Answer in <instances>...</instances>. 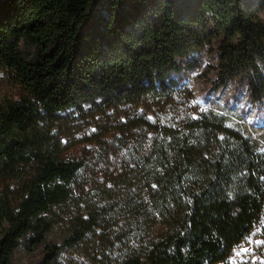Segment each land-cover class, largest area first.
Wrapping results in <instances>:
<instances>
[{"label": "trees", "instance_id": "obj_1", "mask_svg": "<svg viewBox=\"0 0 264 264\" xmlns=\"http://www.w3.org/2000/svg\"><path fill=\"white\" fill-rule=\"evenodd\" d=\"M205 55L196 106L184 77ZM0 74L17 89L0 103V264H223L264 216V149L231 104L264 107L249 0H0ZM73 128L86 146L66 157Z\"/></svg>", "mask_w": 264, "mask_h": 264}, {"label": "rangeland", "instance_id": "obj_2", "mask_svg": "<svg viewBox=\"0 0 264 264\" xmlns=\"http://www.w3.org/2000/svg\"><path fill=\"white\" fill-rule=\"evenodd\" d=\"M252 11L260 13L264 17V0H249ZM209 63H213L212 59L205 55L202 61V65L196 70L185 74V85L192 91L194 98V105H201L203 98L207 96L206 86L202 83V72L204 67ZM15 85L0 74V103H4L7 99H15L16 95ZM226 98H232L231 93L226 95ZM235 107H243L244 109H250V120L256 124L257 133L255 139L259 145L264 149V107L262 111L257 112L252 107L248 108L245 105L244 99L236 98L231 102ZM260 113V114H258ZM85 133V132H83ZM79 129L73 128L62 132V145L66 149L64 156H78L85 149L86 140L82 136L83 134ZM56 244H61V236L58 229L55 230L52 239ZM259 241L260 243H257ZM241 249H248L247 252H242ZM239 253V255H237ZM81 251H68L63 250L59 259V264H73L80 263L82 261ZM40 254L27 255L23 250L17 252L13 264H39ZM223 264H264V216L260 223L248 234L243 241L234 247L231 255Z\"/></svg>", "mask_w": 264, "mask_h": 264}, {"label": "snow or ice", "instance_id": "obj_3", "mask_svg": "<svg viewBox=\"0 0 264 264\" xmlns=\"http://www.w3.org/2000/svg\"><path fill=\"white\" fill-rule=\"evenodd\" d=\"M257 243H260L259 241H257ZM242 252H247L249 251L248 249H241ZM237 255H239V253H237Z\"/></svg>", "mask_w": 264, "mask_h": 264}]
</instances>
